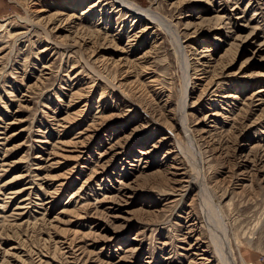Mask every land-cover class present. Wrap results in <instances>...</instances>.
I'll return each mask as SVG.
<instances>
[{
    "label": "rangeland",
    "instance_id": "1",
    "mask_svg": "<svg viewBox=\"0 0 264 264\" xmlns=\"http://www.w3.org/2000/svg\"><path fill=\"white\" fill-rule=\"evenodd\" d=\"M68 1L0 0V264H264V0Z\"/></svg>",
    "mask_w": 264,
    "mask_h": 264
},
{
    "label": "bare ground",
    "instance_id": "2",
    "mask_svg": "<svg viewBox=\"0 0 264 264\" xmlns=\"http://www.w3.org/2000/svg\"><path fill=\"white\" fill-rule=\"evenodd\" d=\"M72 2V6H70V8H68V9H73L76 5H79V4H81V2H83V1H85V0H71ZM117 4H118V6H119V8L120 9H125L128 13H130V14H132V15H134L135 16V18H137V20L134 18V20H136V21H140L141 19L143 20V19H147V20H151L152 21V23L153 22H155L156 24H157V26L158 27H160V26H162V20L159 18L160 16H158V14H155L153 11H150L149 9H145V8H143V7H137V6H135V5H132V4H130L129 2H128V0H114ZM192 1H201V0H192ZM56 2H58V3H56V4H58V6L59 7H65L66 6V4H68V0H56ZM52 3V2H51ZM132 3V2H131ZM90 6V5H89ZM91 7H92V5H91ZM147 8V7H146ZM38 11V13L39 12H41L42 10H37ZM85 13V12H84ZM59 14H61V12L60 13H57L56 15H59ZM233 14V13H232ZM64 15V14H63ZM76 16L74 15V14H69L68 15V17L66 18V21H68V22H74L73 20H74V18H75ZM217 18H218V20L220 19V17H218L217 16ZM217 20V19H216ZM76 26V25H75ZM143 26V25H142ZM150 27V25H149V23H146V25L145 26H143V27H141L140 28V30L138 31L139 33H137V34H135V38H138L139 36H140V34H142L147 28H149ZM163 27V26H162ZM106 28H107V26H106ZM165 28V27H164ZM72 29V28H71ZM75 30V29H74ZM85 30V29H84ZM96 30V29H95ZM169 30H171V28H169ZM176 30V29H175ZM76 32H71L72 34H73V36H72V45H74V46H77V47H79V48H81L82 46H84V45H86L87 44V39H89V38H94V39H98L99 38V34H98V32H92V33H89V32H84V31H81V29H77V30H75ZM92 31V30H91ZM176 32V31H175ZM176 35V34H175ZM134 36V35H133ZM178 37V36H177ZM101 38V37H100ZM99 38V39H100ZM132 38V37H131ZM93 39V40H94ZM133 39V38H132ZM235 40H239V43H240V46L241 45H244V44H246V43H249V42H253V40H255V38L254 37H250V36H248V35H244V36H240V35H238L236 38H235ZM251 40V41H250ZM89 41V40H88ZM130 41V40H129ZM259 43V42H258ZM130 44V43H129ZM236 44V43H235ZM64 45H66V44H64ZM72 45H70V47L72 46ZM179 45H180V43H179ZM230 45V44H229ZM264 46V43L262 44V41L254 48V51H259L262 47ZM62 47V46H61ZM67 47V46H66ZM69 48V47H68ZM74 48V47H73ZM184 49V47L183 46H181L180 45V52H182L183 53V50ZM253 51V50H252ZM184 54V53H183ZM144 56V58H145V56H146V54H144L143 55ZM204 57V56H203ZM143 58V57H142ZM249 58V57H248ZM129 63H132V64H135V62L133 63V61L132 60H129ZM202 64V63H201ZM204 64V63H203ZM146 66V65H145ZM142 70H140L141 72H144V71H146L145 69H147L146 67H143V68H141ZM132 70V69H131ZM127 72V71H126ZM261 72V71H260ZM129 73V72H128ZM138 74V73H137ZM100 75V74H99ZM146 75V74H145ZM254 76H264V74H260V73H255V74H253ZM126 76V75H125ZM148 77V76H147ZM154 76H152V77H148V78H146L145 79V84L144 83H141L140 85L141 86H146V85H148V87L149 86H154V84H153V82H154V79H152ZM156 77V76H155ZM154 77V78H155ZM126 79V78H125ZM126 81V80H125ZM136 80H133V82H135ZM130 83V82H129ZM126 84H127V82H126ZM131 84H132V82H131ZM209 84V83H208ZM133 85V84H132ZM188 85V84H187ZM145 88V87H144ZM150 88V87H149ZM203 92V91H202ZM202 92H200V93H202ZM185 95H187L186 94V91H185ZM228 96V95H227ZM227 96H225V97H227ZM231 95L229 94V96L228 97H230ZM187 97V96H186ZM185 97V98H186ZM232 97V96H231ZM77 98V97H76ZM183 104H182V107H186V99H184L183 101ZM77 112V111H76ZM184 112H186L185 110H184ZM183 114V113H182ZM184 117H185V114H184ZM185 124V123H184ZM187 128V127H186ZM87 131L88 130H86V131H82L77 137H75L74 138V140H73V144L74 145H84L85 143H86V141H87V139L90 137V135H88L87 134ZM189 131V130H188ZM187 132V131H186ZM81 138V139H80ZM122 141V140H121ZM118 144V147H116V145ZM117 144H115V145H112L111 146V148H110V150L112 151V152H114V153H118L119 151H121V147H122V143L119 145V143H117ZM74 152L76 151V152H80L79 151V149H77V150H73ZM179 151V150H178ZM177 151V152H178ZM146 152V151H145ZM182 154H183V151H182ZM248 155V154H247ZM80 155L77 153V155H76V158L77 157H79ZM245 156V155H244ZM248 157H249V155H248ZM246 158H247V156H246ZM254 159V158H253ZM246 159L244 158V160H242L241 162V164H244L243 166H245L246 164H245V161ZM249 160V159H248ZM252 162V161H251ZM239 163V162H238ZM248 163V162H247ZM236 165V164H235ZM243 166H241V167H243ZM174 167V166H173ZM241 167H239V168H241ZM100 168H102V167H100ZM253 168V167H252ZM176 169H181V168H176ZM243 169V168H242ZM247 170V169H246ZM169 173H171V172H169ZM93 174V173H92ZM171 174H173V173H171ZM174 175H176V174H174ZM178 175H182V173H178ZM176 177V176H175ZM175 177H171V179L173 180V178H175ZM181 177V176H180ZM194 179V178H193ZM187 180H189V179H187ZM182 181V180H181ZM178 182V181H177ZM187 182V181H186ZM174 183H175V181H174ZM131 184H133V183H131ZM121 185V184H120ZM121 186H123L124 187V185H121ZM120 186V187H121ZM181 186H183V184L181 185ZM120 187H119V191H121L122 192V194H120L121 192H119V194L120 195H114L113 196V194H112V197H108V196H105V198L106 197H108V198H106V200H108V201H111L112 202V204H113V208L112 209H116V208H119L123 203H127V202H129V198H131V196H132V192L131 191H133V189L131 190L130 189V187H133V186H131L130 184H126L125 185V187L123 188V189H120ZM179 187H180V185H179ZM189 187V186H188ZM177 188V187H176ZM183 188V187H182ZM116 189V188H115ZM125 189H127V191H125ZM179 189V188H178ZM177 189V190H178ZM117 190V191H118ZM175 190V189H174ZM172 191V190H171ZM184 191V190H183ZM181 192V191H180ZM173 194H174V192H173ZM185 194V193H184ZM74 195V194H73ZM77 195V194H76ZM179 196V195H178ZM184 196V195H183ZM26 200V199H25ZM31 202V201H30ZM100 202V201H99ZM27 203H28V201H27ZM28 205V204H27ZM43 205V204H42ZM45 205V204H44ZM85 206V205H84ZM89 206V205H88ZM3 208H4V206H2ZM23 208V207H22ZM82 208V207H81ZM81 208H79V209H81ZM85 208H86V206H85ZM78 209V208H77ZM90 209V208H89ZM83 213H84V211H83ZM3 216V215H2ZM121 216H123V215H121ZM112 217H113V215H112ZM114 217H117V218H119L120 216L119 215H117L116 213H115V216ZM124 217V216H123ZM121 219V218H120ZM107 220V219H106ZM112 220V219H111ZM128 220V219H127ZM69 221V220H68ZM108 221H110V219L108 220ZM95 222V221H94ZM141 223V222H140ZM192 223V222H191ZM125 225V224H124ZM192 225V224H191ZM197 228V227H196ZM188 229H189V227H188ZM191 229V228H190ZM67 230V229H66ZM106 228H103L100 232L98 231V233H94L96 236H98V238L99 237H103V235H105V232H106ZM192 230V229H191ZM195 230V229H194ZM199 231V230H198ZM67 232V231H66ZM90 233V236H91V231L89 232ZM111 233V232H110ZM69 234V233H68ZM86 234V233H85ZM185 234V233H184ZM64 235H65V233H64ZM75 235V234H74ZM188 235V234H187ZM68 236V235H67ZM66 236V237H67ZM79 236V235H78ZM89 236V235H88ZM184 236V235H183ZM186 236V235H185ZM184 236V237H185ZM194 236H196V235H194ZM70 237V236H69ZM82 237H84V236H82ZM118 236H117V233H113V234H111L110 236H109V238H107L108 240H113V239H116ZM190 237V236H189ZM221 237V236H220ZM68 238V237H67ZM195 238V237H194ZM79 239H80V237H79ZM104 239V238H103ZM69 240V239H68ZM81 240V239H80ZM71 241V240H70ZM69 241V243H70V245H71V242ZM102 241V240H101ZM202 241L199 239V237H197L196 239H195V241H194V243L192 244V245H189L188 247H190L192 250H196L197 252H195V253H193V257L191 258V260L189 261V263L190 264H212L211 263V261H212V258H213V256H210V257H206L205 255H207V253H208V249L207 248H205L204 246H203V244L201 243ZM68 243V241L66 242V244ZM77 243V242H76ZM204 243V242H203ZM220 243V242H219ZM80 244V243H79ZM218 245V244H217ZM217 245H215V246H217ZM68 246V245H67ZM208 246V245H207ZM79 247L81 248L82 246H80L79 245ZM225 247V246H224ZM79 248V249H80ZM137 248H135V247H133V248H127V250L123 253L124 255H125V257H126V255H133L134 254V251L136 250ZM225 249V248H224ZM226 250V249H225ZM82 251L83 250H81V253H82ZM221 252V251H220ZM189 253V252H188ZM215 254H216V251L214 252ZM225 253H227V254H229V251H227V252H225ZM211 254V253H210ZM219 254V253H218ZM74 255V254H73ZM197 255H199L198 257L199 258H197ZM209 255V254H208ZM221 255V254H220ZM72 256V255H71ZM122 257H124L123 255H121ZM189 256V255H188ZM224 256V255H223ZM120 257V256H119ZM122 257H120V259H119V261L121 262L122 261ZM215 257H217V255L215 256ZM72 258H74V257H72ZM228 258V257H227ZM214 259V258H213ZM229 259V258H228ZM223 260V259H222ZM218 261H219V264L220 263H222V262H220V259H218ZM120 262H118L117 264H120ZM124 264V263H123ZM217 264V263H216ZM230 264H231V262H230Z\"/></svg>",
    "mask_w": 264,
    "mask_h": 264
}]
</instances>
